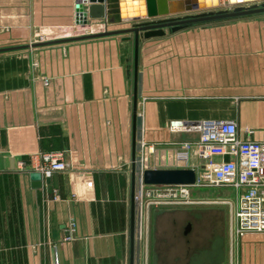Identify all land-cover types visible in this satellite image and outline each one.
<instances>
[{
  "label": "crops",
  "instance_id": "crops-1",
  "mask_svg": "<svg viewBox=\"0 0 264 264\" xmlns=\"http://www.w3.org/2000/svg\"><path fill=\"white\" fill-rule=\"evenodd\" d=\"M76 4L0 0V264H131L134 39L2 50L79 36L102 21L77 24ZM165 31L139 46L137 178L141 167L200 172L196 150L188 163L175 150L197 141L189 127L207 120H236L243 139L264 142V12ZM48 152L63 153L67 169L47 180L46 202L42 176L28 166ZM71 219L75 239L66 241Z\"/></svg>",
  "mask_w": 264,
  "mask_h": 264
},
{
  "label": "built area",
  "instance_id": "built-area-1",
  "mask_svg": "<svg viewBox=\"0 0 264 264\" xmlns=\"http://www.w3.org/2000/svg\"><path fill=\"white\" fill-rule=\"evenodd\" d=\"M79 1L82 0H77ZM175 123L172 124L173 129ZM189 128L200 132V137L197 141L180 142L175 150V159L179 163H188L195 148L197 155L204 162V167L197 172L193 184L146 185L138 176L136 184L138 236L141 237L142 234L145 202L188 203L192 189L210 187L234 189L235 202L231 200L227 202L231 207L232 226L236 237L243 238L249 232H264V142L243 139L238 123L233 119L207 120ZM246 131L249 134L253 132L250 128ZM140 143L141 146L145 144L142 140ZM226 155L230 157L229 160L217 159ZM28 169L41 174V188L45 201L48 202L50 193L47 180L54 172L67 169V163L63 153H39L33 156ZM143 170L141 167L140 173ZM53 197L59 198L56 190ZM75 232L76 222L71 219L64 240H74Z\"/></svg>",
  "mask_w": 264,
  "mask_h": 264
},
{
  "label": "rangeland",
  "instance_id": "rangeland-1",
  "mask_svg": "<svg viewBox=\"0 0 264 264\" xmlns=\"http://www.w3.org/2000/svg\"><path fill=\"white\" fill-rule=\"evenodd\" d=\"M222 2L216 10L234 9L227 0ZM101 20L81 31L82 35L108 30L105 19ZM232 20L201 22L193 26L222 25ZM131 24L122 22L110 28L125 29L121 27L129 28ZM166 29L171 31L170 27ZM43 41H46L45 37L38 36L32 43ZM235 196L234 189L229 187L194 188L188 203L145 202L142 234L137 239L141 247V264H193L194 256V264H264V249L260 247L264 232H249L243 238L235 235L231 207L227 202H234ZM188 221L192 222L193 229L184 235ZM245 243L253 244V248L247 250Z\"/></svg>",
  "mask_w": 264,
  "mask_h": 264
},
{
  "label": "water",
  "instance_id": "water-1",
  "mask_svg": "<svg viewBox=\"0 0 264 264\" xmlns=\"http://www.w3.org/2000/svg\"><path fill=\"white\" fill-rule=\"evenodd\" d=\"M223 0H82L76 4L77 24L87 25L91 19H105L106 24L131 22V27L117 30H105L97 33L83 34L74 37L19 45L2 50L25 49L52 43H62L85 38L106 35L129 34L125 40L134 39L135 89H134V163L132 174L131 200V264H134L137 229V149H138V60L139 46L142 38L165 34L170 27L177 31L184 27L201 22L234 19L241 16L264 12V0H227L234 9H218ZM89 4L85 6L84 4ZM100 7L99 12L95 9ZM197 171L194 168H145L139 175L146 185L193 184ZM40 178V173H34Z\"/></svg>",
  "mask_w": 264,
  "mask_h": 264
},
{
  "label": "flooded vegetation",
  "instance_id": "flooded-vegetation-1",
  "mask_svg": "<svg viewBox=\"0 0 264 264\" xmlns=\"http://www.w3.org/2000/svg\"><path fill=\"white\" fill-rule=\"evenodd\" d=\"M192 229H193V224L191 221H188L187 224L185 225L184 229H183L184 235H188L189 233H191ZM194 258H195V256L193 257V264H194Z\"/></svg>",
  "mask_w": 264,
  "mask_h": 264
},
{
  "label": "bare ground",
  "instance_id": "bare-ground-1",
  "mask_svg": "<svg viewBox=\"0 0 264 264\" xmlns=\"http://www.w3.org/2000/svg\"><path fill=\"white\" fill-rule=\"evenodd\" d=\"M95 12H99L98 7L95 9ZM177 128L179 129V126L178 125H174V129L176 130Z\"/></svg>",
  "mask_w": 264,
  "mask_h": 264
}]
</instances>
